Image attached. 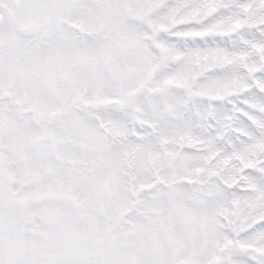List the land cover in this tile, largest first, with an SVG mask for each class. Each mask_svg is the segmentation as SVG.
I'll return each mask as SVG.
<instances>
[{"label": "snow or ice", "instance_id": "6c2138e0", "mask_svg": "<svg viewBox=\"0 0 264 264\" xmlns=\"http://www.w3.org/2000/svg\"><path fill=\"white\" fill-rule=\"evenodd\" d=\"M0 264H264V0H0Z\"/></svg>", "mask_w": 264, "mask_h": 264}]
</instances>
